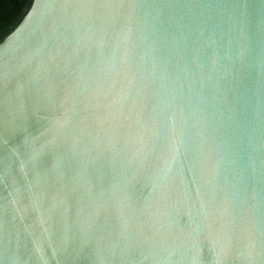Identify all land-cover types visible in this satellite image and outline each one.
<instances>
[{
	"label": "water",
	"instance_id": "water-1",
	"mask_svg": "<svg viewBox=\"0 0 264 264\" xmlns=\"http://www.w3.org/2000/svg\"><path fill=\"white\" fill-rule=\"evenodd\" d=\"M0 264H264V0H31Z\"/></svg>",
	"mask_w": 264,
	"mask_h": 264
},
{
	"label": "trees",
	"instance_id": "trees-1",
	"mask_svg": "<svg viewBox=\"0 0 264 264\" xmlns=\"http://www.w3.org/2000/svg\"><path fill=\"white\" fill-rule=\"evenodd\" d=\"M31 0H0V41L20 22Z\"/></svg>",
	"mask_w": 264,
	"mask_h": 264
}]
</instances>
